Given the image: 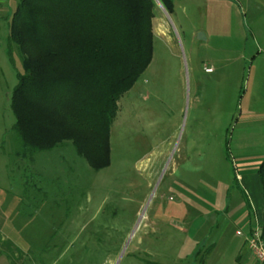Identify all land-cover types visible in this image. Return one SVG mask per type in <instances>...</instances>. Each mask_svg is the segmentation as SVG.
Wrapping results in <instances>:
<instances>
[{
  "label": "rangeland",
  "instance_id": "obj_1",
  "mask_svg": "<svg viewBox=\"0 0 264 264\" xmlns=\"http://www.w3.org/2000/svg\"><path fill=\"white\" fill-rule=\"evenodd\" d=\"M248 2L241 42L192 51L169 15L172 38L154 37L117 102L99 171L69 142L17 154L11 97L23 69L0 20V264H257L235 217L254 204L237 164L264 157V0Z\"/></svg>",
  "mask_w": 264,
  "mask_h": 264
},
{
  "label": "trees",
  "instance_id": "obj_2",
  "mask_svg": "<svg viewBox=\"0 0 264 264\" xmlns=\"http://www.w3.org/2000/svg\"><path fill=\"white\" fill-rule=\"evenodd\" d=\"M8 42L23 73L11 97L17 153L69 142L94 171L110 163L117 102L152 58L154 0H16ZM168 14L172 0H158ZM257 175L264 200V157ZM260 236L264 241V213Z\"/></svg>",
  "mask_w": 264,
  "mask_h": 264
},
{
  "label": "crops",
  "instance_id": "obj_3",
  "mask_svg": "<svg viewBox=\"0 0 264 264\" xmlns=\"http://www.w3.org/2000/svg\"><path fill=\"white\" fill-rule=\"evenodd\" d=\"M248 1L249 0H172L171 14H168L162 5L163 9L158 5L159 10L156 11L152 21L153 39L155 36L162 38L166 37L168 40L172 38V29L169 22V15H171L174 17L175 23H177L181 33L187 37L186 43L191 51L197 43H201V47L205 48L214 40H220L221 42L229 41L231 43L241 42L242 38L239 29V25L241 26L240 13L242 10L245 11V8H250ZM13 2L16 1L0 0V20L7 21L10 19ZM183 20L188 22V26L184 25L182 22ZM233 54L235 55V53ZM235 57L241 58L242 53L240 52L235 55ZM206 68L212 70L211 73L206 72L207 74L214 73L212 68ZM247 110H249V108ZM239 114V118H241L242 111H240ZM237 165L240 170H237L238 173L236 171L234 172V182L237 185H241L243 190L252 195L254 203L251 204L247 201V213L241 214L237 212L235 216L239 218L242 225L245 226V237L243 238L245 243L246 236L249 235L256 223L261 221L264 213V211L259 212V209L261 210L262 207L260 206V202L263 200L262 192H260L261 183L257 175L260 162L242 160ZM229 203H231V201H229ZM222 215L225 216L223 220L225 225L223 230H225L229 225L230 218L228 217L227 210H225ZM220 233L221 232H219V234ZM198 247H200V244L195 243L193 250Z\"/></svg>",
  "mask_w": 264,
  "mask_h": 264
},
{
  "label": "built area",
  "instance_id": "obj_4",
  "mask_svg": "<svg viewBox=\"0 0 264 264\" xmlns=\"http://www.w3.org/2000/svg\"><path fill=\"white\" fill-rule=\"evenodd\" d=\"M205 72L211 73V69H205ZM260 223H256L255 227L251 230L245 238V246L249 253L255 258L257 264H264V241L260 236ZM239 235V232H237Z\"/></svg>",
  "mask_w": 264,
  "mask_h": 264
},
{
  "label": "water",
  "instance_id": "obj_5",
  "mask_svg": "<svg viewBox=\"0 0 264 264\" xmlns=\"http://www.w3.org/2000/svg\"><path fill=\"white\" fill-rule=\"evenodd\" d=\"M154 1H155V3H157V5H159L162 8V6H161V4H160V2L158 0H154Z\"/></svg>",
  "mask_w": 264,
  "mask_h": 264
}]
</instances>
